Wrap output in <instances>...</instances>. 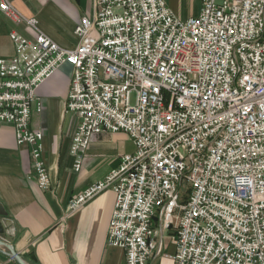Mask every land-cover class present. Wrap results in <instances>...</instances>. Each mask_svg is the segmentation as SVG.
Instances as JSON below:
<instances>
[{
  "label": "built area",
  "instance_id": "1",
  "mask_svg": "<svg viewBox=\"0 0 264 264\" xmlns=\"http://www.w3.org/2000/svg\"><path fill=\"white\" fill-rule=\"evenodd\" d=\"M94 3V20H80L70 49L0 0V14L35 33L9 34L15 55L0 59V128L10 125L28 148L37 188L51 183L31 112L42 111L39 87L69 64L65 111L79 118L73 171L103 133H124L135 148L69 211L110 190L107 244L124 264L159 254L156 238L176 220L174 264H264V0H200L186 20L164 0ZM0 243L9 245L1 233Z\"/></svg>",
  "mask_w": 264,
  "mask_h": 264
},
{
  "label": "crops",
  "instance_id": "2",
  "mask_svg": "<svg viewBox=\"0 0 264 264\" xmlns=\"http://www.w3.org/2000/svg\"><path fill=\"white\" fill-rule=\"evenodd\" d=\"M25 17L35 18L40 30L64 48H75L74 29L82 18H95L94 0H9ZM180 19L198 15L200 0H164ZM27 40L35 33L0 14V59L15 55L9 34ZM72 67L64 64L38 89L42 111L31 112L30 127L43 133V158L50 188L42 191L30 177L28 148L16 145L10 125L0 128V233L26 264H124V252L107 244L108 224L114 194L102 191L86 200L74 212L68 203L118 168L124 154L134 145L124 133H103L95 137L84 154L82 168L73 171L70 145L79 118L65 111ZM175 225L156 238L161 247L147 264H174ZM153 227L158 228L157 217ZM0 264L9 261L0 249Z\"/></svg>",
  "mask_w": 264,
  "mask_h": 264
},
{
  "label": "water",
  "instance_id": "3",
  "mask_svg": "<svg viewBox=\"0 0 264 264\" xmlns=\"http://www.w3.org/2000/svg\"><path fill=\"white\" fill-rule=\"evenodd\" d=\"M0 246L6 248L9 251L10 256L13 257L14 261L18 264H26L21 258L20 256H18L15 251L13 250L12 246L7 245V244H2L0 243Z\"/></svg>",
  "mask_w": 264,
  "mask_h": 264
},
{
  "label": "rangeland",
  "instance_id": "4",
  "mask_svg": "<svg viewBox=\"0 0 264 264\" xmlns=\"http://www.w3.org/2000/svg\"><path fill=\"white\" fill-rule=\"evenodd\" d=\"M188 188L185 183L180 186V194L182 196V202L184 203L187 199Z\"/></svg>",
  "mask_w": 264,
  "mask_h": 264
}]
</instances>
